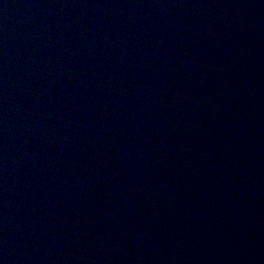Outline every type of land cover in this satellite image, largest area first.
Listing matches in <instances>:
<instances>
[{"label":"water","instance_id":"95a60500","mask_svg":"<svg viewBox=\"0 0 264 264\" xmlns=\"http://www.w3.org/2000/svg\"><path fill=\"white\" fill-rule=\"evenodd\" d=\"M0 264H264V0H0Z\"/></svg>","mask_w":264,"mask_h":264}]
</instances>
